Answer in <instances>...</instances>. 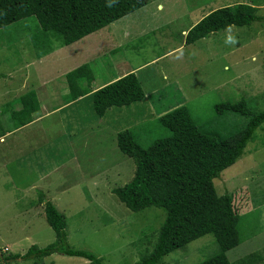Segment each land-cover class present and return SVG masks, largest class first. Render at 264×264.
<instances>
[{"label": "rangeland", "instance_id": "1", "mask_svg": "<svg viewBox=\"0 0 264 264\" xmlns=\"http://www.w3.org/2000/svg\"><path fill=\"white\" fill-rule=\"evenodd\" d=\"M145 1L136 12L71 45L64 43L60 28L45 31L35 16L0 29V80L12 86L0 97V117H7L4 123L11 126L7 105L21 108L20 97L32 90L43 103L37 115L48 117L33 128V148L11 163L6 175L0 167V263L6 255L55 241L44 207H39L48 200L65 216L73 248L90 251L105 264H135L152 250L166 211L153 206L133 212L112 192L133 179L136 167L120 151L117 134L135 130L139 143L148 147L169 135L159 126V115L186 105L198 125L226 136L246 126L248 118L219 116L216 104L245 98L252 109L264 110V21L231 26L190 45L183 34L211 11L228 5L254 4L257 15L264 16V0ZM85 63L94 72V88L141 67L135 73L145 99L97 116L92 97L73 101L67 83L68 73ZM2 82L0 94H6L9 88ZM11 174L17 183H38L40 189L34 191L39 197L45 193L43 201L31 208L29 194L17 200L11 194L15 189L7 188L11 178L5 177ZM214 185L217 194L233 195L241 215L245 240L227 252L229 260L236 264L253 256L264 264V124ZM219 251L214 236L205 235L171 252L160 264H198ZM40 263L91 264L60 254L11 264Z\"/></svg>", "mask_w": 264, "mask_h": 264}, {"label": "trees", "instance_id": "2", "mask_svg": "<svg viewBox=\"0 0 264 264\" xmlns=\"http://www.w3.org/2000/svg\"><path fill=\"white\" fill-rule=\"evenodd\" d=\"M145 2L115 0L110 7V0H0V29L35 16L45 31L60 28L64 43L71 45L136 12ZM257 9L254 4L239 3L213 10L187 32L185 44H193L231 26H250L264 21V16L257 15ZM94 81L89 63L67 75L72 99L90 94L94 112L101 118L113 107L131 106L146 97L135 72L95 91L92 90ZM19 101L22 104L19 110L11 109L10 103L6 108L16 128L29 124L32 115L40 109L33 90L22 95ZM214 108L219 116L237 114L247 117L248 123L241 130L224 136L198 125L192 111L181 105L159 115L157 122L169 135L148 147L139 143L135 130L127 129L117 134L120 151L132 158L136 167L133 179L122 187L113 188L112 192L133 212L153 206L166 211L152 250L135 264H160L171 252L210 234L220 251L198 264H235L229 260L227 252L245 240L241 215L235 208L232 194H217L214 179L243 155L256 130L264 124V110L252 109L245 98L221 102ZM41 199L43 201L44 196ZM44 211L56 234L55 241L45 247L32 245L24 254L6 255L0 264H11L20 258L37 262L53 254L84 258L91 264H105L94 253L75 249L69 244L66 218L51 201L46 200ZM236 264H258V261L250 256Z\"/></svg>", "mask_w": 264, "mask_h": 264}, {"label": "crops", "instance_id": "3", "mask_svg": "<svg viewBox=\"0 0 264 264\" xmlns=\"http://www.w3.org/2000/svg\"><path fill=\"white\" fill-rule=\"evenodd\" d=\"M189 30L184 31L183 34L186 36V34ZM50 35H51V33H50ZM48 42H49V38H45V44H48ZM47 47L50 48L49 45H47ZM50 54L51 53H48L46 56H49ZM26 67L30 68L31 65L28 66V64H26ZM140 68L141 67H138L136 71L129 70L128 72H125L124 74H119V76L108 80L107 83H105V84L97 83V86H96L97 88H94L95 86H93V84H94L93 83L92 84V90L95 91V90L103 87L104 85H106L112 81H115L118 78H120V77H122L128 73L137 72ZM0 75H2V74H0ZM8 75L10 78L11 77L10 74H8ZM0 77H2V76H0ZM1 82H2V80H0V83ZM2 84H5V82H2ZM5 85H6V88H9V90L7 91L6 94H0V97H5L12 90L11 84L10 85L5 84ZM85 97H90V94H87L83 97H80L77 100L81 101ZM39 101H40V107H41V105H43V103L41 102V100H39ZM73 101H75V100H73ZM15 109L19 110L20 108H15ZM40 109L38 111H40ZM37 113L38 112H35L34 113L35 115L34 114L32 115V121L29 124H26V125L19 127V128H16V126L14 125L13 122H12L11 126L5 125L4 122H5V119L7 120V117H0V154L4 155L3 158L0 159V162H1L0 167L3 168L2 169L3 174H5V175L7 174L8 170L10 169L11 163H17L20 160V157H22L26 152L30 151L33 148V146H34L33 138H34V134H35V129H33V128L36 124H38L42 120L48 118V117H40V115H37ZM6 124H10V123L7 122ZM8 127H11V128H8ZM100 127L101 128H99V129L102 131L103 127L102 126H100ZM26 147H27V150L25 149ZM17 168H20V166H17ZM5 178H11L10 179L11 183H8V186H7V188L15 189V191L11 190V194L12 195L16 194L17 200H21V201H24V199H25L24 197L26 196V193L29 194L30 196H32V197H30V205H31L30 207L35 208V202L41 200V196L39 197L38 193L34 191L35 189H37V190L40 189L38 187V183H31L30 185L26 186L25 184H22V182L17 183L16 180H14L13 175H12V177L10 176V177H5ZM24 186H26V188ZM41 195L45 196V193L42 191ZM26 197L29 198V196H26ZM44 203L45 202H42V204H39V207H42V206L44 207ZM18 204H20V202H18ZM53 204L59 210V207L54 202H53ZM25 213H27V210H25ZM20 214L22 215L21 211H20ZM0 260H1V255H0Z\"/></svg>", "mask_w": 264, "mask_h": 264}, {"label": "clouds", "instance_id": "4", "mask_svg": "<svg viewBox=\"0 0 264 264\" xmlns=\"http://www.w3.org/2000/svg\"><path fill=\"white\" fill-rule=\"evenodd\" d=\"M114 2H115V0H110V3H109V5H108V6H110V7H111V6H112V4H113ZM6 248H7V247H6ZM6 248H5V249H6ZM5 249H4V250H5ZM7 250H9V249H7ZM7 250H5V251H7Z\"/></svg>", "mask_w": 264, "mask_h": 264}, {"label": "built area", "instance_id": "5", "mask_svg": "<svg viewBox=\"0 0 264 264\" xmlns=\"http://www.w3.org/2000/svg\"><path fill=\"white\" fill-rule=\"evenodd\" d=\"M8 248H6L5 250H7Z\"/></svg>", "mask_w": 264, "mask_h": 264}]
</instances>
